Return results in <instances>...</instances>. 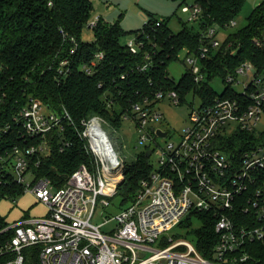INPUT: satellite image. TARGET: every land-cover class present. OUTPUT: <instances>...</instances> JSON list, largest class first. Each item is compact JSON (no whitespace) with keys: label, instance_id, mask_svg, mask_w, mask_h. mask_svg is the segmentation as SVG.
Instances as JSON below:
<instances>
[{"label":"built area","instance_id":"2783aa9c","mask_svg":"<svg viewBox=\"0 0 264 264\" xmlns=\"http://www.w3.org/2000/svg\"><path fill=\"white\" fill-rule=\"evenodd\" d=\"M181 11L189 22L201 19L202 10L196 4H185ZM99 18L91 21L89 28H94ZM153 24L160 28L161 20ZM218 31L217 27H207L197 54L186 50V71L197 87L211 82L203 72L204 61L223 43ZM125 45L132 54H143L137 72L146 74L159 63L156 44L148 50L142 40L131 36ZM74 52L75 48L70 55ZM103 58V53L96 54L91 65L81 66L82 71L93 75L96 62ZM69 64V58L61 60L57 68L60 76L69 74ZM120 79L126 81L127 75ZM222 82L224 91L229 86L243 87L238 92L241 100L227 97L223 91L205 102L190 90L182 101L178 88L153 95L137 91L139 100L128 99L123 104L118 101L119 95L124 97L122 86L119 94L110 93L105 98V109L113 118L120 117L121 126L127 121L133 123L138 135L135 155L151 151V174L141 180L133 201L125 207L115 203L124 179V160L104 130L103 119L91 116L76 121L64 107L57 111L41 100L29 99L13 116L22 142L10 152L0 150V174L33 194L48 212L44 217L24 216L5 229L12 236L0 246V264H25L27 249L36 251L39 264H250L247 243L264 241V146L249 145L235 156V152L222 148L221 141L240 131L261 137L264 75L256 73L251 63H244L235 76L229 75ZM191 96L190 125L176 142L160 146L158 131H165L154 127L163 119L159 104L167 100L181 106ZM195 99H199V106ZM9 129L8 125L2 131ZM69 129L83 143L90 164L78 167L58 189L51 179L38 178L31 167L35 156L51 155L54 132L60 133V152H65L72 143ZM154 155L156 161H152ZM98 205L118 208L113 228L103 230L112 220L101 225L93 222ZM237 212L244 218L236 220ZM203 214L216 221L217 242L209 257L198 250L196 236L192 235L191 241L174 240L172 236L186 219L195 226Z\"/></svg>","mask_w":264,"mask_h":264},{"label":"trees","instance_id":"16d2710c","mask_svg":"<svg viewBox=\"0 0 264 264\" xmlns=\"http://www.w3.org/2000/svg\"><path fill=\"white\" fill-rule=\"evenodd\" d=\"M94 0H0V150L10 152L14 145L22 142L19 129L13 123L15 113L26 105L31 98L43 101L57 111L66 108L78 121L85 117L99 116L114 127H120L119 116L113 118L105 109V98L113 93L119 94L122 86L121 103L126 100H139L135 93L140 91L153 95L160 90L181 89L184 96L193 90L205 102L213 100L218 94L203 83L197 87L189 71L175 84L169 75L171 62L179 59L182 51L198 52L202 45V31L207 27H217L227 31L237 26V18L243 11L247 0H195L194 4L202 10L199 29L190 28L182 23L180 32L175 33L168 21L161 20V27L153 23L158 19L150 15L143 28L137 31H124L119 22L111 24L101 16L93 30L92 43L83 40V33L92 20ZM180 9L190 0H174ZM235 26H232V23ZM127 36H136L145 43L149 50L153 44L159 47L160 60L146 74L136 71L143 63V54H132L121 43ZM73 39L75 43L73 42ZM75 48L74 54L71 50ZM103 53L104 58L96 62L93 75H87L81 66L91 65L96 54ZM70 59L69 74L60 76L57 68L61 60ZM158 58L156 57V61ZM244 63H251L259 75H264V1L254 8L247 18V25L230 33L217 51H212L204 61L203 72L208 74V81L217 77L225 80L229 75L235 76L238 68ZM54 66V68H53ZM52 67V69H50ZM127 75L126 81L120 77ZM102 84V87L99 85ZM227 97L241 100V94L229 86L224 91ZM6 97H5V96ZM6 132L2 131L6 126ZM50 156H35L31 167L38 178H48L56 188H62L71 175L82 164L89 165V158L84 145L69 129L68 136L72 141L65 152H60L59 132H54ZM264 146V132L260 138L252 133L242 132L221 141L227 152L235 156L249 145ZM237 149V151H236ZM40 157V158H39ZM40 161L39 166L34 163ZM146 152H140L130 160H124V182L118 187L115 197L121 199L120 207L133 201L141 180L151 174ZM25 195L24 188L18 186L11 178L0 174V199H16ZM238 219L244 217L236 213ZM199 226L193 227L190 218L181 223L180 228L196 236L198 250L205 257L217 242L215 234L216 221L212 216H199ZM9 226L0 215V246L12 236L5 231ZM35 250H25V264H39ZM36 252V251H35ZM250 264H264V241L247 243Z\"/></svg>","mask_w":264,"mask_h":264},{"label":"rangeland","instance_id":"374dc122","mask_svg":"<svg viewBox=\"0 0 264 264\" xmlns=\"http://www.w3.org/2000/svg\"><path fill=\"white\" fill-rule=\"evenodd\" d=\"M264 0H247V3L237 18V26L232 27L227 31H218V39L224 41V39L230 34L244 28L247 25V18L254 8L259 6ZM195 0H190L189 5H193ZM92 20L101 16L106 22L114 24L119 22L121 28L126 32L137 31L143 28L144 24L149 19L150 15L158 20L168 21L169 27L175 33L180 32L182 29V23L187 24L188 27L199 29V21L189 22L188 15L183 14L179 3L174 0H94ZM215 27V26H214ZM131 38V36L124 37L121 41L123 45ZM83 40L85 42L92 43L94 39L93 30L86 28L83 33ZM187 51L184 50L180 53L179 59L171 62L169 66V75L175 82H179L188 69L186 64ZM241 81L243 79H240ZM209 86L218 94H222L225 89V85L222 82L221 77L213 79ZM237 92H241L243 87L234 86ZM226 95V94H225ZM194 98L188 97L187 103L181 106H174L165 100L159 104L163 119L156 123L154 127L161 129L168 133L166 137H157V142L160 146H165L169 142H176L183 130L190 125V103ZM196 105H200L199 99H195ZM47 112V109L44 108ZM104 130L107 132L110 140L112 141L115 149L123 160H130L134 157L137 150V132L131 122H125L120 127H114L113 125L102 121ZM262 126H264V117L262 120ZM261 126V128H262ZM142 150V149H140ZM157 156L152 157V161H156ZM121 199L115 200L116 204H120ZM48 212V207L42 202L37 200L31 193H25L23 197L16 199H0V215L5 218L6 222L11 226L15 222L21 220L24 216L44 217ZM118 212V208L111 206L104 208L98 205L96 208L93 222L96 225H101L109 220L110 223L106 224L103 230H109L116 225L113 218ZM200 222H195V227H198ZM194 226V225H193ZM173 239H186L191 241L193 239L191 233L183 228H178L173 231Z\"/></svg>","mask_w":264,"mask_h":264},{"label":"water","instance_id":"95a60500","mask_svg":"<svg viewBox=\"0 0 264 264\" xmlns=\"http://www.w3.org/2000/svg\"><path fill=\"white\" fill-rule=\"evenodd\" d=\"M158 135H159L160 137H165V136H167V132H162V131L159 130V131H158ZM150 155H151V151H148V152H147V157L149 158ZM123 174L125 175V163H123ZM123 182H124V179L121 181L120 185H121Z\"/></svg>","mask_w":264,"mask_h":264}]
</instances>
